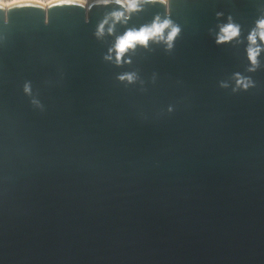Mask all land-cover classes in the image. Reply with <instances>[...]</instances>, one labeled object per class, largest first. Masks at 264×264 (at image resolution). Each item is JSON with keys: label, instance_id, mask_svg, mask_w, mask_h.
Returning <instances> with one entry per match:
<instances>
[{"label": "water", "instance_id": "1", "mask_svg": "<svg viewBox=\"0 0 264 264\" xmlns=\"http://www.w3.org/2000/svg\"><path fill=\"white\" fill-rule=\"evenodd\" d=\"M261 21L264 0L0 3V264H264Z\"/></svg>", "mask_w": 264, "mask_h": 264}, {"label": "clouds", "instance_id": "2", "mask_svg": "<svg viewBox=\"0 0 264 264\" xmlns=\"http://www.w3.org/2000/svg\"><path fill=\"white\" fill-rule=\"evenodd\" d=\"M14 2H16V0H14ZM118 2H120V0H118ZM124 2L127 4V7L130 10L135 9L137 6V0H124ZM122 15L123 13L113 14V16L116 19H120ZM169 23L170 22L168 21H164L163 23H160L157 20V22H155L151 27H145L141 29L139 32H133V31L128 32L124 37L120 38V40L116 45L118 53L122 54L127 48L132 47L136 42L141 44H146L150 38L160 35L163 32V29L169 26ZM259 27L262 30H264V21H261L259 23ZM177 31H178L177 29H173L171 35L169 36V39L174 37ZM102 32H103V24L100 26V32L98 34H102ZM222 32L224 33L222 39H230L238 35V28L233 25H228L224 29H222ZM260 36L261 39H264V31H261ZM249 39L252 41V43H255V34L250 36ZM256 55H257V50L249 49V56L253 63H255L256 61Z\"/></svg>", "mask_w": 264, "mask_h": 264}, {"label": "built area", "instance_id": "3", "mask_svg": "<svg viewBox=\"0 0 264 264\" xmlns=\"http://www.w3.org/2000/svg\"><path fill=\"white\" fill-rule=\"evenodd\" d=\"M6 1H8V0H6ZM16 1H22V0H16ZM34 1H39V2H43V3L48 4V3H50V2H52L54 0H34ZM10 2H14V0H11Z\"/></svg>", "mask_w": 264, "mask_h": 264}, {"label": "bare ground", "instance_id": "4", "mask_svg": "<svg viewBox=\"0 0 264 264\" xmlns=\"http://www.w3.org/2000/svg\"><path fill=\"white\" fill-rule=\"evenodd\" d=\"M11 0H8V1H6V0H0V3H3V4H9V3H12V2H10ZM82 1H87V0H82ZM19 2V1H18Z\"/></svg>", "mask_w": 264, "mask_h": 264}]
</instances>
